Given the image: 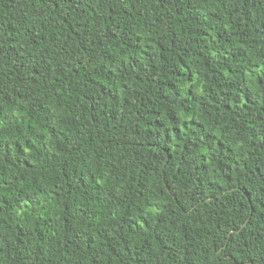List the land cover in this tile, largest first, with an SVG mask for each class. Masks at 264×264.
<instances>
[{
	"label": "trees",
	"instance_id": "16d2710c",
	"mask_svg": "<svg viewBox=\"0 0 264 264\" xmlns=\"http://www.w3.org/2000/svg\"><path fill=\"white\" fill-rule=\"evenodd\" d=\"M0 264H264V0H0Z\"/></svg>",
	"mask_w": 264,
	"mask_h": 264
}]
</instances>
